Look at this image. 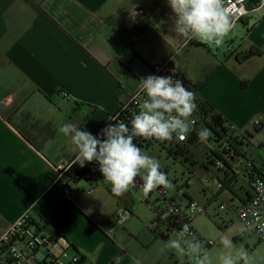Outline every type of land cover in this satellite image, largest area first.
Listing matches in <instances>:
<instances>
[{
	"label": "crops",
	"instance_id": "obj_1",
	"mask_svg": "<svg viewBox=\"0 0 264 264\" xmlns=\"http://www.w3.org/2000/svg\"><path fill=\"white\" fill-rule=\"evenodd\" d=\"M173 16L167 0H0V237L29 212L43 219L56 248L72 250L84 264H133L134 257L141 264H191L174 250L161 253L165 241L150 231L140 238L134 214L122 216L132 206L125 194L103 213L93 196L97 186L64 190L59 172L76 155L58 131L66 123L43 122L32 108L47 103L60 110L68 103L74 115L68 123L95 135L142 78L170 63L200 86L199 98L232 123L242 146L248 144L243 134L264 135V12L251 11L219 48L189 45L172 30ZM26 113L56 128L41 151L16 129ZM261 147L255 154L260 168ZM107 191L118 198L111 185ZM123 232L136 240L127 241Z\"/></svg>",
	"mask_w": 264,
	"mask_h": 264
},
{
	"label": "clouds",
	"instance_id": "obj_2",
	"mask_svg": "<svg viewBox=\"0 0 264 264\" xmlns=\"http://www.w3.org/2000/svg\"><path fill=\"white\" fill-rule=\"evenodd\" d=\"M167 3L174 14L172 30L186 40L196 39L209 47L219 48L232 30L225 0H167ZM139 82L140 92L146 98L132 117L130 128L123 122L110 123L101 130L103 138L71 123L58 129L74 146V163L83 167L85 163L97 162L104 181L117 196H123L133 187L137 177L143 181L145 194L160 186H172L167 174L160 170L159 160L144 153L134 140L143 137L171 141L175 137L183 141L190 132L188 120L197 111L195 93L172 75H149ZM211 136L212 131L206 127L197 132L201 142ZM221 243L225 251L219 257V264H252L253 258L247 249L236 248L227 237ZM167 250H174L181 260L187 257L191 264H212L203 244L189 233L187 225L176 238L166 241L160 252ZM133 264H141V261L134 257Z\"/></svg>",
	"mask_w": 264,
	"mask_h": 264
},
{
	"label": "built area",
	"instance_id": "obj_3",
	"mask_svg": "<svg viewBox=\"0 0 264 264\" xmlns=\"http://www.w3.org/2000/svg\"><path fill=\"white\" fill-rule=\"evenodd\" d=\"M254 10H262L264 12V0H225V11L233 25L232 30ZM175 71L176 69L170 63H167L154 68L152 75L167 76L169 73L171 74ZM61 95L65 99L69 98V94L64 91H61ZM144 98L146 97L140 92V88L130 94L122 103L120 110L110 118L104 128L113 122H123L130 128L131 119L139 112ZM11 99V96L7 97L3 103L7 104ZM206 120L203 113L197 107V111L188 120L190 132L187 139L181 141L174 137L171 141H167V145L169 147H177L187 145L190 140H198L197 132L208 125ZM94 136H100L101 138V131ZM143 141V137H136L134 140L138 146L142 145ZM142 151L148 154L143 149ZM209 153V160L205 163V166L217 171V174L212 179L219 191L226 189L227 186L231 187V185H234V182H240L247 187L249 182L253 186L252 197L249 200L248 195L241 198L242 201L237 219L249 230L258 234L261 240L264 241V169L258 168L254 162L255 159L248 158V154L240 150L231 139L224 142L222 147L212 144ZM74 160L67 167L61 169L58 181L71 166L76 164ZM88 164L96 171V178L104 179L102 173L99 171V164L97 162L93 161ZM209 183L210 181L206 182V184ZM136 187L138 188L137 185ZM93 189L91 187L90 191ZM157 189L159 190L158 194L160 198L164 200L162 204L166 211V214L162 215L161 218L164 222L167 221L166 219L172 218V221L177 223L179 230L175 232L176 236L187 225L189 233L194 235L206 250L217 246V243L214 241L202 239L194 228L193 223L195 218L204 214L206 209L188 197L187 189L184 185H177V193L172 197H168V192L163 186ZM64 190L69 191L67 188H64ZM182 198H187V202H180L179 200ZM127 209L122 213V216L125 213L132 214ZM221 209L223 210L224 206H221ZM257 217H259L258 222ZM113 218H117V216ZM33 222L30 213L26 212L0 237V264H84L80 255L70 254L68 250H62L61 254L55 255L53 249L58 244L56 237L46 234L38 223L36 226H31ZM41 251H44L46 255L42 260H38V255Z\"/></svg>",
	"mask_w": 264,
	"mask_h": 264
},
{
	"label": "rangeland",
	"instance_id": "obj_4",
	"mask_svg": "<svg viewBox=\"0 0 264 264\" xmlns=\"http://www.w3.org/2000/svg\"><path fill=\"white\" fill-rule=\"evenodd\" d=\"M181 59H184L183 54L178 57L176 62ZM192 63L193 62L190 64ZM60 104L62 106H60L61 108L58 104H56L60 110L47 103H43V105H32V108L36 110L35 114L43 122L58 118L56 120H59L60 123H68L74 116L73 110L70 108L71 106L68 103H64L62 101ZM244 143V152H246L249 156H255L259 148L264 146V135L256 136L248 144H246V142ZM261 148L262 151H264V148ZM204 149L205 148L202 146L191 149L196 165H193L190 162L183 163L185 160L181 157L175 160L173 157L168 156L166 151L157 148L155 150H151L148 155L159 160L161 164V171H168V179L172 185L170 188L164 187L168 192V197L176 195L177 185L181 186L187 181H190L189 189L186 191L188 197L206 209L204 214L195 218L197 219L196 226L199 230L198 232L202 234V237L206 241H214L217 243L216 247L207 251L211 254L210 258L212 260V264H219V257L225 251L221 240L225 237L230 238L236 248L243 247L247 249L253 258L252 264H264V241L261 240L258 234L249 230L237 219L238 210L241 206V198L247 196L246 193L248 192V187L239 182L238 184H234V191L228 189L219 191L212 179L215 174H217V171L211 167L205 166L206 160L204 156ZM256 166L258 167L257 164ZM261 169L263 170L264 167ZM207 181H210V183L206 184ZM78 185L88 186V184L84 182ZM107 189L110 190L109 183L101 182L95 188L96 193L93 195L97 197L95 200L102 203L104 206L103 209H99V211L103 213H106V210L115 207V205H117L120 201V196H118V198L113 197L108 193ZM159 199L160 196L157 194V189L145 194L143 188L138 189L136 185L131 187L125 193V198H123V200L131 201L132 206L129 208L131 213L135 215H129L134 219L133 223L136 226L134 231L137 232V234H140V238L142 236V239L146 236V231H150L149 221L151 222L154 217L151 210L152 207L146 202L149 201L151 205H154L155 203L160 204L157 202ZM182 200L183 203L187 202V198H182ZM106 201L107 203H105ZM221 206H224L223 210L220 208ZM109 212L110 211H108V213ZM109 216H111V214ZM161 229L164 230L163 227ZM122 231L125 230L122 229ZM123 233L126 235L127 241H131L132 239L136 240L134 237L128 236L126 232ZM242 234L245 235L243 238H241ZM174 236L176 235L171 234L169 239L176 238ZM142 239L139 240L141 241ZM53 252L55 255H58L62 253V249L54 248ZM68 253L73 254L72 250ZM45 255V252L41 251L38 255V260H42ZM185 260L187 262V257L184 258V261Z\"/></svg>",
	"mask_w": 264,
	"mask_h": 264
},
{
	"label": "trees",
	"instance_id": "obj_5",
	"mask_svg": "<svg viewBox=\"0 0 264 264\" xmlns=\"http://www.w3.org/2000/svg\"><path fill=\"white\" fill-rule=\"evenodd\" d=\"M193 40H190L189 45L195 47L207 48V45ZM248 56L252 57L254 56V53H249ZM153 71L154 70H152V72ZM169 75H172L174 79H179L183 81L184 86L188 90L195 93L196 95L195 103L197 104V107L200 109V111L207 119L206 121L208 125H206V128L212 131L213 138L209 137V139L206 142H201L199 140L196 141L190 140L187 145H181L177 147H169L167 145V141H159L156 140L155 138H150V139L144 138L143 144L140 145L139 147L144 151H146L147 153H149L151 150H155L156 148L161 149L166 151L168 153V156L173 157L175 160L181 157L185 160L183 163L190 162L193 165H196V161L194 160L191 149L199 148L200 146L205 148L204 149L205 150L204 156L206 160L205 163L209 160V155H210L209 151L212 144L222 147L224 142H226L228 139H231L233 140V142L236 143L238 147L240 146L239 148L243 149V146L240 144L239 138L237 137L238 130L234 128L232 123H230L219 112H217L216 109L210 103L199 98L198 90L200 86L193 84L187 78V76L178 69L174 73L171 74L169 73L167 76ZM22 121L24 123H21L20 126L16 127V129L38 151H41L43 149L44 144L47 141L52 140L55 137L56 128L50 122L41 125L38 121L34 119V117L30 113L24 114V116L22 117ZM243 137L248 141V143H250V141L253 139L250 133L243 134ZM255 157L256 155L255 156L248 155V158L250 159L254 158L255 159L254 162L257 164ZM164 172L168 176V171L165 170ZM96 176H97L96 171L94 170L93 167L89 166L88 163H85V166L83 167H81L79 163H76L69 168V170L65 173V175L59 180V183H61L63 187L67 188L69 191H70V186L72 184L78 185L82 182L88 184L91 189V187L95 188L101 182L105 183L103 178H96ZM189 182L190 181H187L184 184L186 189H189ZM236 183L238 184L239 182H234V184ZM135 184L138 186V189L143 188V181L139 177H137ZM233 186L234 185H231V187L227 186L226 189H223L222 191L227 189L234 191ZM253 190H254L253 186L248 182V192L246 193V195H248V200L252 197ZM158 192L159 190L157 189V194ZM179 201L183 202L182 199ZM157 202H159L160 204L155 203L154 205H151L149 201L146 202L149 206L152 207L151 210L154 214L153 220L149 224V230L159 239L168 241L171 234L175 235V232L179 230V227L177 223L172 221V218L166 219L167 220L166 222L162 220L161 216L166 214V211L164 210L163 207L164 205L162 204L164 200L160 198ZM127 210L131 212L130 208H128ZM32 222L33 223L31 224V226H36L37 223L42 226V223L44 221L43 219L40 221H36L32 218ZM162 227L164 228V230L161 229Z\"/></svg>",
	"mask_w": 264,
	"mask_h": 264
}]
</instances>
